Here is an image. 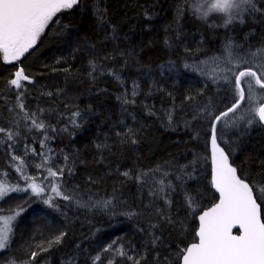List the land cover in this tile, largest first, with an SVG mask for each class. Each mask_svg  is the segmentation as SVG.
<instances>
[{"label":"trees","instance_id":"16d2710c","mask_svg":"<svg viewBox=\"0 0 264 264\" xmlns=\"http://www.w3.org/2000/svg\"><path fill=\"white\" fill-rule=\"evenodd\" d=\"M254 3L255 10L224 26L223 14L202 18L184 0H79L78 6L54 17L59 22L51 23L20 60L6 63L0 54V128L18 133L11 141L0 133V170L10 183H22L13 168L14 155L25 160L26 175L46 183V169L36 167L41 156L30 151L35 148L49 157L47 164L54 170L67 165L59 182L73 196L55 197L58 208L43 203L30 189L0 201L5 216L9 209H23L11 225L9 246L0 250V264H26L33 251L39 254L32 264H132L116 253L120 247L133 257L143 256L141 264H180L178 252L196 241L200 213L184 207L182 189L171 193L167 205L149 195L151 177L139 182L135 177L161 166L173 184H180L175 177L183 169L191 173L183 188L199 193L200 207L216 203L210 119L231 106L232 93L227 83L213 82L196 66L224 54L226 44L239 56L257 53L250 58L253 64L259 61L264 0ZM201 67L207 70L208 65ZM18 68L32 81H22L20 90L10 85ZM134 85L139 86L136 95ZM18 91H23L24 110L37 112L46 129L33 128L23 119ZM256 91L264 94L258 86ZM189 96L193 99L187 100ZM242 104L236 117L249 106L247 91ZM75 111L79 116L74 126L69 118ZM129 130L135 144L125 135ZM45 136L49 139L42 148ZM217 136L238 174L256 181L264 177L262 122L225 118L217 123ZM108 199L111 209L96 203ZM128 210L138 215H124ZM61 233V241L49 247L48 241ZM156 236L160 239L153 243ZM109 245L112 250L105 251Z\"/></svg>","mask_w":264,"mask_h":264},{"label":"snow or ice","instance_id":"6c2138e0","mask_svg":"<svg viewBox=\"0 0 264 264\" xmlns=\"http://www.w3.org/2000/svg\"><path fill=\"white\" fill-rule=\"evenodd\" d=\"M185 5L191 4L195 13L203 17H208L213 13L223 14L224 26L231 24L237 16L246 10H255L254 0H184ZM79 0H0V54L3 61L14 62L24 57L30 49L37 44L38 40L49 28L51 23H58V13L63 10H70L78 6ZM183 5L178 8V12L182 11ZM242 22V21H241ZM259 61L253 64L250 57H256L257 53H250L248 56H239L234 54L233 46L226 44L224 54L214 56L208 61H200L197 68L203 75H211L213 82L224 81L229 85L231 90V106L225 111L214 115L210 119L211 127V185L218 195V203H215L207 210H203L198 202L199 193L192 194L188 189L183 188L185 178H191V173L180 169V175L175 177L180 184H173L170 180L169 173L162 171L161 166L155 169H149L147 172L138 173L135 177L136 181H142L146 177H151L153 187L149 189V195L164 200L165 204H171V193L177 188L182 189L184 195V207L194 213H202L198 215L199 227L196 231V241L178 252V256L182 257V264H264V177L260 181H256L249 177L238 174L237 167L230 163V153H226L225 149L218 143L217 123L225 118L246 119L248 124L255 122H264V94H258L257 86L264 89V48L258 49ZM92 71L97 70V65L90 62ZM201 65H208L207 70ZM185 67H191L186 65ZM92 74L91 72L89 73ZM117 79L119 77L117 76ZM22 81L31 83V78L25 74L24 69L20 68L15 72V78L10 80V85L15 89L24 88ZM138 85L133 87V95H136ZM247 100L249 106L242 112L240 117H236V113L240 112L244 105L242 102ZM23 91L17 92L18 107L24 110L21 100ZM187 100L193 97H186ZM260 100L258 107L250 106L252 101ZM127 102V101H125ZM43 111V110H38ZM232 114V117H230ZM171 119V113H168ZM79 111L72 113L69 118L70 123L74 126L77 124L76 117ZM258 117V121L256 120ZM25 120L31 121V126L36 129H46L43 120L39 118L37 112L29 113L25 111L23 117ZM129 134H125L131 143L135 144L136 140ZM0 133L4 134L7 140H14V136L18 133L0 128ZM121 135V133H117ZM49 137L40 142L41 147L45 146V142ZM2 142V140H0ZM11 147V145H10ZM97 147H101L98 145ZM29 149L26 147L25 152ZM33 156H41V163L37 164V168H45L47 171L46 183H38L37 179L32 176L22 175V179L26 183V187H21L18 183L10 184L7 174L0 170V201L13 192L28 191L35 196L41 198L43 203L50 207L54 205V198L61 197L64 200H71L73 196L65 194L61 190L62 185L59 182L64 176L67 165L58 167L55 170L47 164L49 157L38 153L32 148ZM51 151V150H49ZM13 162L19 161L16 171L24 173L25 160L21 157L12 156ZM67 160V157H65ZM71 174V169L68 168ZM157 174H160L157 179ZM122 175L128 179H132L130 172H124ZM115 191V190H114ZM48 195L45 196V193ZM256 193H259L258 195ZM260 201V202H258ZM78 204L79 200L76 201ZM98 206L111 209L112 200H103L96 202ZM3 209H0V250L5 249L10 244L11 225L13 221L21 214L22 208L17 206L16 209H9L10 215H3ZM159 213V210H157ZM126 216L133 217L138 215L133 210L123 213ZM168 223H172L170 217H164ZM158 225H152L156 228ZM233 229H238L239 234H234ZM55 237L54 240L48 241V246L53 243H59L63 237ZM160 237L153 238V243ZM116 242L114 241L113 244ZM39 247V246H37ZM112 245H109L105 251H111ZM48 248L40 247V251H47ZM118 255L126 257L132 261V264H141L143 256L133 257L128 254L122 247L116 248ZM39 253L33 251L31 260L26 264H32V260ZM96 259H99L98 257ZM9 264H15V261H9ZM112 264V261H109Z\"/></svg>","mask_w":264,"mask_h":264},{"label":"rangeland","instance_id":"374dc122","mask_svg":"<svg viewBox=\"0 0 264 264\" xmlns=\"http://www.w3.org/2000/svg\"><path fill=\"white\" fill-rule=\"evenodd\" d=\"M1 56H2V54H1ZM2 59H3V58H2ZM4 62H5V61H4ZM6 63H9V62H6ZM14 73H15V72H14ZM258 102H260L259 99L252 101L253 106H257V105H258ZM17 164H19V161H16V162L13 163V168H14V169H16ZM24 168H25V167H24ZM16 172H17V171H16ZM17 174L19 175L20 180L22 181V183H18V182H15V183H10V182H9V183H10V184H16V183H18L21 187H26V183H25V181L21 178L22 175H25V174H26V171H24V173L17 172ZM30 191H31V190H30Z\"/></svg>","mask_w":264,"mask_h":264},{"label":"water","instance_id":"95a60500","mask_svg":"<svg viewBox=\"0 0 264 264\" xmlns=\"http://www.w3.org/2000/svg\"><path fill=\"white\" fill-rule=\"evenodd\" d=\"M20 68H18V70H19ZM17 70V71H18ZM14 78H15V76H14ZM262 124L264 125V122H262ZM209 152H210V164H211V135H210V139H209ZM216 192V191H215ZM216 195H217V201H216V203H218L219 201H218V193L216 192ZM214 205V204H213ZM211 207V206H210ZM208 209V208H207ZM207 209H205V210H207ZM200 214H202V213H200ZM198 227H199V220H198V217H197V229H196V231H198ZM233 232H234V234H239V230L238 229H233ZM196 233V232H195ZM196 237V236H195ZM196 240H197V238H196ZM188 246H190V244L188 245ZM180 264H182V258H181V262H180Z\"/></svg>","mask_w":264,"mask_h":264}]
</instances>
